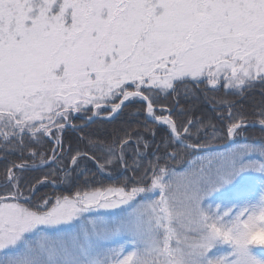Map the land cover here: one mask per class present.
<instances>
[{
    "label": "snow or ice",
    "instance_id": "snow-or-ice-1",
    "mask_svg": "<svg viewBox=\"0 0 264 264\" xmlns=\"http://www.w3.org/2000/svg\"><path fill=\"white\" fill-rule=\"evenodd\" d=\"M0 163V264H264V0H0Z\"/></svg>",
    "mask_w": 264,
    "mask_h": 264
},
{
    "label": "trees",
    "instance_id": "trees-1",
    "mask_svg": "<svg viewBox=\"0 0 264 264\" xmlns=\"http://www.w3.org/2000/svg\"><path fill=\"white\" fill-rule=\"evenodd\" d=\"M203 87V86H201ZM212 93H210L211 95ZM219 95H223V92L219 93ZM235 98V97H233ZM179 102L181 105L185 106V107H189L191 104L196 103V101H194L193 99L189 98L186 99L183 95L178 97ZM261 100V96H260V92L258 90L253 91L251 93L247 94V99L244 101L246 106H251L254 102L258 103ZM200 112H204V113H208L209 110L207 109V106L204 105L202 103V101L197 104L196 108H195V112L194 114H199ZM93 127H98L97 125H94ZM104 127L110 128L111 126L109 125H105ZM247 139L245 141L242 142H254V141H258L260 140L261 137V133L259 129H249L247 132ZM66 140L72 144L73 147L77 146V139H76V134L72 133V132H68L66 135ZM82 147V145H80ZM3 169V164L0 163V170ZM31 175L33 176H39L40 173H32Z\"/></svg>",
    "mask_w": 264,
    "mask_h": 264
},
{
    "label": "rangeland",
    "instance_id": "rangeland-1",
    "mask_svg": "<svg viewBox=\"0 0 264 264\" xmlns=\"http://www.w3.org/2000/svg\"><path fill=\"white\" fill-rule=\"evenodd\" d=\"M180 103V102H179ZM183 106V105H182ZM185 107V106H184Z\"/></svg>",
    "mask_w": 264,
    "mask_h": 264
}]
</instances>
